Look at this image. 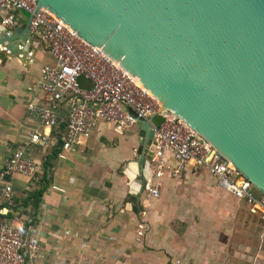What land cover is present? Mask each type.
<instances>
[{"label":"crops","instance_id":"0c3cea01","mask_svg":"<svg viewBox=\"0 0 264 264\" xmlns=\"http://www.w3.org/2000/svg\"><path fill=\"white\" fill-rule=\"evenodd\" d=\"M15 17L13 25L21 26L24 18ZM13 25L5 27L14 32ZM26 38L21 33L15 46L0 43V169L32 129L50 132L28 117L26 105L41 103L35 86L52 60L44 44L32 37L30 46ZM19 44L27 49L18 51ZM58 129L51 130L49 147L29 153L39 165L35 178L12 180L14 199L22 203L13 211L34 213L30 229L40 251L35 264H264V223L205 170L188 166L179 179L165 174L157 197L144 191L132 198L123 164L136 158L138 126L99 124L69 150L55 148ZM36 190L42 195L34 209ZM138 225L144 230L136 241Z\"/></svg>","mask_w":264,"mask_h":264},{"label":"water","instance_id":"95a60500","mask_svg":"<svg viewBox=\"0 0 264 264\" xmlns=\"http://www.w3.org/2000/svg\"><path fill=\"white\" fill-rule=\"evenodd\" d=\"M32 1L138 79L159 113L186 122L264 195V0ZM20 13L14 32L0 24V43L15 46L25 33L33 45L30 14ZM162 122L154 114L136 123V158L123 164L133 199L149 183Z\"/></svg>","mask_w":264,"mask_h":264},{"label":"built area","instance_id":"2783aa9c","mask_svg":"<svg viewBox=\"0 0 264 264\" xmlns=\"http://www.w3.org/2000/svg\"><path fill=\"white\" fill-rule=\"evenodd\" d=\"M30 14L29 31L46 46L52 60L40 70L36 88L40 104L28 103V117L38 126L6 159L0 169V214L13 218L0 219V264H35L40 256L39 243L31 232V218L15 213L12 180L15 177L31 181L39 165L29 157L34 149H46L51 144V130L61 122L63 150H69L88 138L99 124H113L120 130L135 126L160 114L163 122L154 128L150 180L146 194L157 197L160 179L166 174L181 178L190 166L210 174L217 186L246 206L247 214L264 223V195L258 193L226 159L207 141L170 111H161L157 100L141 87L136 78L96 48L83 41L46 11L36 9L32 0H0L3 26L13 25L20 11ZM81 81L89 83L84 88ZM138 225L136 241L143 236Z\"/></svg>","mask_w":264,"mask_h":264},{"label":"trees","instance_id":"16d2710c","mask_svg":"<svg viewBox=\"0 0 264 264\" xmlns=\"http://www.w3.org/2000/svg\"><path fill=\"white\" fill-rule=\"evenodd\" d=\"M63 124H65V122H62ZM63 124H60L59 125V129L57 130V132H55L54 133V138H56V141H55V143H56V145H55V148H59V149H61L62 148V145H63V139H62V137L60 136V132H61V130L64 128V126H63ZM57 151V150H56ZM55 153V152H54ZM43 190V189H42ZM42 190H36L34 193H33V195H32V197H33V208L35 209H37V204H38V199H39V197L42 195ZM25 203L27 204V200H25L24 201V205L23 206H25L26 207V205H25ZM20 206H22V203L21 202H17V200L15 201V210H17ZM33 214L34 213H31V215L29 216L31 219H32V222L34 221V219H35V217L33 216ZM32 216H33V218H32Z\"/></svg>","mask_w":264,"mask_h":264},{"label":"bare ground","instance_id":"6f19581e","mask_svg":"<svg viewBox=\"0 0 264 264\" xmlns=\"http://www.w3.org/2000/svg\"><path fill=\"white\" fill-rule=\"evenodd\" d=\"M136 81H137V83L139 84V85H141V87L143 88V86H142V84L139 82V80L138 79H136ZM147 91V93H149L150 94V92L148 91V90H146ZM127 174H128V176L130 177L131 175L127 172Z\"/></svg>","mask_w":264,"mask_h":264},{"label":"rangeland","instance_id":"374dc122","mask_svg":"<svg viewBox=\"0 0 264 264\" xmlns=\"http://www.w3.org/2000/svg\"><path fill=\"white\" fill-rule=\"evenodd\" d=\"M261 229H262V231L264 230V224H262V228ZM259 243L260 244L262 243L261 239H260ZM262 247H264V244L262 245Z\"/></svg>","mask_w":264,"mask_h":264}]
</instances>
